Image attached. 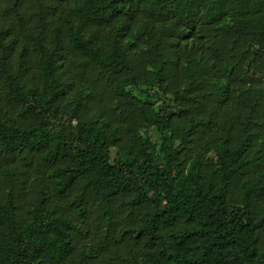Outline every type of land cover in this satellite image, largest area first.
Returning a JSON list of instances; mask_svg holds the SVG:
<instances>
[{
	"label": "trees",
	"instance_id": "obj_1",
	"mask_svg": "<svg viewBox=\"0 0 264 264\" xmlns=\"http://www.w3.org/2000/svg\"><path fill=\"white\" fill-rule=\"evenodd\" d=\"M0 264H264V0H0Z\"/></svg>",
	"mask_w": 264,
	"mask_h": 264
},
{
	"label": "rangeland",
	"instance_id": "obj_2",
	"mask_svg": "<svg viewBox=\"0 0 264 264\" xmlns=\"http://www.w3.org/2000/svg\"><path fill=\"white\" fill-rule=\"evenodd\" d=\"M156 136V135H155ZM158 143V146H160V142L159 141H156Z\"/></svg>",
	"mask_w": 264,
	"mask_h": 264
}]
</instances>
